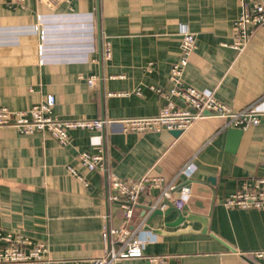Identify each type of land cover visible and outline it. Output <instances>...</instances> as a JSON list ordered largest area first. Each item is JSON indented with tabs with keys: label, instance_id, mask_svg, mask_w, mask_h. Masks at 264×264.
Returning <instances> with one entry per match:
<instances>
[{
	"label": "crops",
	"instance_id": "crops-1",
	"mask_svg": "<svg viewBox=\"0 0 264 264\" xmlns=\"http://www.w3.org/2000/svg\"><path fill=\"white\" fill-rule=\"evenodd\" d=\"M257 1L264 0H0V106L27 110L49 93L53 117L112 121L99 130H68L65 146L49 134L0 127V231L43 243L46 259L89 264L102 254V227L117 228L122 220L120 203L108 200L107 176L174 177L171 197L180 185L190 187L178 214L192 218L167 226L177 218L169 199L166 216L154 215L148 224L166 235L143 231L149 214L141 216L143 207L158 194L147 189L129 228L141 225L138 233L154 241L142 257L115 264H147L154 255L166 264H254L239 253L264 250V209H226L222 201L243 181L264 177V117L244 128L203 117L177 137L169 130L124 133L117 120L155 115L165 103L149 86L169 88L182 32H191L195 45L182 74L186 85L212 90L232 112L264 99L259 34L241 51L222 44L230 42L243 3ZM103 41L111 47L108 60L101 56ZM83 151L101 152L106 172L82 167L76 156ZM187 160L190 177L175 175Z\"/></svg>",
	"mask_w": 264,
	"mask_h": 264
},
{
	"label": "built area",
	"instance_id": "built-area-1",
	"mask_svg": "<svg viewBox=\"0 0 264 264\" xmlns=\"http://www.w3.org/2000/svg\"><path fill=\"white\" fill-rule=\"evenodd\" d=\"M37 1L47 5H56L70 0ZM241 10L232 22L233 34L230 42L222 44L241 51L249 44L253 35L258 33L260 42L264 45V1L252 2L249 5L243 3ZM178 45L179 56L170 65L167 74L169 88L164 92L159 86H149L156 95L165 100V103L155 115L117 120L121 124L122 132L137 134L160 132L161 130L184 132V129L193 122L210 116L221 118L223 128H244L259 123L260 118L264 117L263 98L232 112L220 100L216 99L212 90H198L186 85L182 74L188 63L189 55L195 48L194 35L191 32H182ZM101 47L102 58L108 60L111 55L109 42L103 41ZM94 81L93 76L85 78L89 87L95 85ZM172 97L180 100L184 106L180 107L173 103ZM54 103L53 95L48 93L27 110L12 111L0 106V127L15 129L22 135L49 134L59 145L65 146L68 141V130H99L105 124L112 122L101 117L60 120L52 116ZM76 160L87 171L106 172L101 152L91 154L83 151L77 154ZM67 167L79 183L83 186L88 185L85 178L79 175L73 167ZM191 172L192 164L187 160L175 175H182L186 179L190 177ZM107 180L113 191L108 200L120 203L122 220L117 228H109L106 225L102 227V254L91 259L89 264H115L120 259H137L143 256L144 245L152 243L154 238L138 233L141 225L133 230L129 228V224L134 207L139 203L138 198L144 191L152 187L158 189L156 201L148 206L149 212L153 209L164 210L167 207L166 200L169 199H171L174 208L179 210L184 206L190 194L189 185L182 184L177 189V195L171 197V192L176 187L173 182L174 177L169 180H164L162 177L125 179L110 174L107 176ZM222 205L226 209H264V177H254V179L243 181L235 192L223 199ZM44 251L45 246L41 242H32L27 237L0 231V264H72L71 261L66 260L46 259ZM239 254L250 263L264 264V250ZM146 262L147 264H166V258L160 255L147 256Z\"/></svg>",
	"mask_w": 264,
	"mask_h": 264
},
{
	"label": "water",
	"instance_id": "water-1",
	"mask_svg": "<svg viewBox=\"0 0 264 264\" xmlns=\"http://www.w3.org/2000/svg\"><path fill=\"white\" fill-rule=\"evenodd\" d=\"M205 114H207V113H205ZM170 131H171V133H172V135L174 137H177V136H179L182 133V131H180V130H170ZM228 132H230V134L236 135V133H239L240 130H238V129H231ZM148 210H149V207L148 206L143 207V212H142L141 216H144L145 213H146V211H148ZM170 210H175V209L171 207ZM170 210H168V212H170ZM175 211L177 212V218L175 220L171 221L170 223L166 224L169 227L170 226L179 225L183 221H187V220H189V219L192 218L190 216L189 217L188 216L187 217H183L180 214H178V210H175ZM154 215L166 216L165 212H162V211H160L158 209H153V211L149 212V214L147 215L146 221L142 225V230L143 231H148V232H150L152 234L154 233V234L166 235V234L162 233L159 229H156V228L151 229L150 227H148V224H149L150 220L153 218Z\"/></svg>",
	"mask_w": 264,
	"mask_h": 264
}]
</instances>
